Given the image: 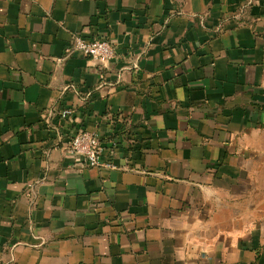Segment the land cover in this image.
<instances>
[{"label":"crops","instance_id":"obj_1","mask_svg":"<svg viewBox=\"0 0 264 264\" xmlns=\"http://www.w3.org/2000/svg\"><path fill=\"white\" fill-rule=\"evenodd\" d=\"M0 264H264V0H0Z\"/></svg>","mask_w":264,"mask_h":264},{"label":"built area","instance_id":"obj_2","mask_svg":"<svg viewBox=\"0 0 264 264\" xmlns=\"http://www.w3.org/2000/svg\"><path fill=\"white\" fill-rule=\"evenodd\" d=\"M72 50H80L88 57L98 61H110L118 53L116 46L110 41L99 38L89 39L82 35L74 36L67 51ZM70 112L67 109L63 111V114L66 115ZM55 148H58V146H55ZM65 149L77 158L80 165L115 167L113 164H104L102 161L104 149L100 138L95 132L86 130L73 135L72 140Z\"/></svg>","mask_w":264,"mask_h":264}]
</instances>
